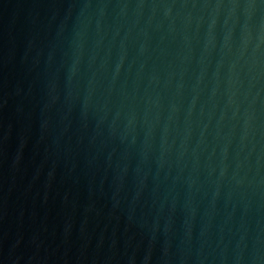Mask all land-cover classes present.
<instances>
[{
    "label": "water",
    "instance_id": "1",
    "mask_svg": "<svg viewBox=\"0 0 264 264\" xmlns=\"http://www.w3.org/2000/svg\"><path fill=\"white\" fill-rule=\"evenodd\" d=\"M0 264H264V0H0Z\"/></svg>",
    "mask_w": 264,
    "mask_h": 264
}]
</instances>
